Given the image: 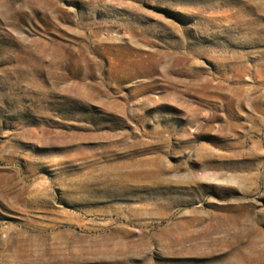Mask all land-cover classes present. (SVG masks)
<instances>
[{
    "label": "rangeland",
    "instance_id": "1",
    "mask_svg": "<svg viewBox=\"0 0 264 264\" xmlns=\"http://www.w3.org/2000/svg\"><path fill=\"white\" fill-rule=\"evenodd\" d=\"M0 264H264V0H0Z\"/></svg>",
    "mask_w": 264,
    "mask_h": 264
}]
</instances>
